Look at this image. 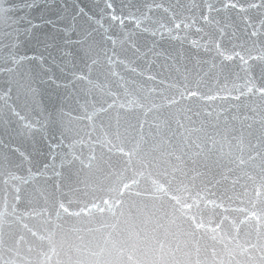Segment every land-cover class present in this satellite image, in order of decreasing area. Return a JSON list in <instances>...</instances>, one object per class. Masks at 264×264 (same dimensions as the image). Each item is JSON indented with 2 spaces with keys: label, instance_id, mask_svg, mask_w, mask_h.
<instances>
[{
  "label": "water",
  "instance_id": "95a60500",
  "mask_svg": "<svg viewBox=\"0 0 264 264\" xmlns=\"http://www.w3.org/2000/svg\"><path fill=\"white\" fill-rule=\"evenodd\" d=\"M107 2L0 0V264H73L82 233L119 235L126 202L185 264H264V95L243 88L264 85V17L225 0L224 64L190 43L216 26L161 39L143 29L171 12L137 27L150 0Z\"/></svg>",
  "mask_w": 264,
  "mask_h": 264
},
{
  "label": "clouds",
  "instance_id": "9594fccd",
  "mask_svg": "<svg viewBox=\"0 0 264 264\" xmlns=\"http://www.w3.org/2000/svg\"><path fill=\"white\" fill-rule=\"evenodd\" d=\"M108 195L115 198L116 193ZM105 215L111 214L106 211ZM115 219L120 225L118 236L112 234L105 239L103 231L92 230L73 241L78 249L73 264H185L174 232L156 226L148 208L126 202L116 209Z\"/></svg>",
  "mask_w": 264,
  "mask_h": 264
},
{
  "label": "snow or ice",
  "instance_id": "6c2138e0",
  "mask_svg": "<svg viewBox=\"0 0 264 264\" xmlns=\"http://www.w3.org/2000/svg\"><path fill=\"white\" fill-rule=\"evenodd\" d=\"M220 7H217V0H203L202 3H197L196 0H191V2L186 6L189 12H193L194 14H191L189 16H181L177 17V14L175 12H172L171 9L175 7V5H169L165 7L162 0H150V2L143 5V8L146 11H141L139 8L137 9V12L139 15H135L133 13H129L130 17H133L136 20L137 27H140L141 24L145 23L148 20H151V16L149 13H151L153 10L160 11L163 10L164 13H170L171 12V21L172 25L169 26L168 24L164 23L162 19L155 20L153 23L156 25L154 28H144L143 30L145 32H150V34L155 37L159 34L160 38L163 39L165 37L170 38L171 40H184L187 38V36H181V31L187 32L193 28L196 27L197 21L202 20L205 25H214L217 27V31L219 32V37L215 40H213L211 37L208 36V33L204 32L203 28L197 27L196 31L197 33H204V36L207 37L204 39L203 37L201 40H191L190 43L192 46L196 49L203 48L205 52H212L214 51L216 56L220 58V60L224 64H230L234 61V58L238 55V53L235 52L234 47L230 50L229 48H226L223 44L224 38L228 36V32L226 31L227 28L230 27V25H224L223 27H220V21L219 19L214 18V14L218 16V13L221 10H228L230 8H235V5L225 2V0H221ZM106 9H113V4L111 3V0H108V2L105 5ZM185 6H181V8H184ZM243 11H257L259 14L264 17V0H249L248 5L245 8H242ZM112 20L120 19L117 17L114 12L110 17ZM101 27L103 25L101 24ZM264 27V25H262ZM107 31V29H105ZM173 32L176 33V35H173ZM127 35V34H126ZM234 36L235 33H232ZM113 45L115 46V40H113ZM133 48H136L135 43L132 44ZM137 52H140L139 48H136ZM151 51V49H149ZM155 55H159V53H154ZM140 55H144V53H140ZM182 55V54H181ZM110 59V58H109ZM243 58L241 57V60ZM151 63V61H149ZM134 70V69H133ZM243 88L246 92H253L258 91L261 95H264V85H255L251 81H245L243 84ZM29 126H31V122L29 123Z\"/></svg>",
  "mask_w": 264,
  "mask_h": 264
}]
</instances>
